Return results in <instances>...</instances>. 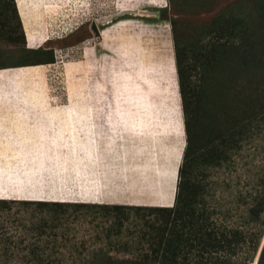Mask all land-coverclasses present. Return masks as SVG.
Wrapping results in <instances>:
<instances>
[{"label": "rangeland", "instance_id": "374dc122", "mask_svg": "<svg viewBox=\"0 0 264 264\" xmlns=\"http://www.w3.org/2000/svg\"><path fill=\"white\" fill-rule=\"evenodd\" d=\"M11 1L0 0V10L9 15L12 26L17 18ZM232 1L213 0L211 11L183 16L190 23H205ZM14 3L28 47L41 46L48 36H67L44 43L53 50L64 48L54 62L0 70L4 74L0 99L19 91L25 101L24 113L9 114L0 105V196L14 195L7 200L170 206L185 137L171 25L157 9L166 6L167 0ZM169 9L165 14L171 16ZM20 32L0 24V64L35 58L23 50ZM8 35L17 39L11 41ZM39 109L69 114L54 116L53 120L63 123L52 127V116L35 115ZM24 132L30 148L20 147L12 153L2 150L17 146L9 140L15 141L14 135ZM261 146L264 141L257 137L244 143L230 162L204 167L203 181L209 177L212 183L208 184L209 205L218 213L216 221L229 228L246 229L249 208L264 195ZM194 172L201 180L202 171ZM11 188L17 189L16 194ZM39 207H24L15 201L0 209V264H89L96 252L109 257V264H155L140 259L141 254L150 253L145 242L137 245L144 222L155 218L146 207L141 214L129 209L121 215L125 222L117 232L108 231L109 223L95 208L80 212L74 221L63 216L52 221L53 212ZM261 213L264 219V208ZM92 216L99 223L91 222ZM105 216L115 218L113 213ZM42 218H46L42 220L46 227L38 235L35 226ZM245 241L233 260L241 261L242 250L249 249V237ZM263 242L264 231L251 264Z\"/></svg>", "mask_w": 264, "mask_h": 264}, {"label": "trees", "instance_id": "16d2710c", "mask_svg": "<svg viewBox=\"0 0 264 264\" xmlns=\"http://www.w3.org/2000/svg\"><path fill=\"white\" fill-rule=\"evenodd\" d=\"M13 2L16 23L11 26L9 15L0 10V24L10 29H21L23 50L35 58H24L14 64H0V68L54 62L53 47L43 45L50 40L65 38L67 33L51 36L36 48L28 47ZM212 7L213 0H167L166 6L157 8L161 18L167 17L171 25L173 60L185 137L175 195L170 206L3 199L13 195L0 196V209L9 207V203L15 201L24 207L35 204L42 206L41 210H51L52 221L61 216L74 221L80 212H89L91 207L98 209L100 216L103 215L101 218L109 223L106 226L108 231L117 232L125 222L121 215L129 213V209L141 214L139 212L146 207L155 218L144 222V228L140 230L141 237L137 245L145 242L150 251L149 254H141V260L148 262L151 259L155 264H251L264 231V219L261 216L264 195L249 208L246 229L229 228L216 221L218 213L207 200L210 193L208 184L212 183L209 177L203 181V176L204 167L216 168L224 162H230L244 143L257 137L264 141V0H233L214 12L205 23H190L183 16L192 11L208 12ZM168 9L172 12L171 16L165 14ZM173 14H176L175 17ZM10 35L9 40L17 39ZM0 101L2 109L9 114L25 111L20 99L17 101L6 96ZM27 134L24 132L18 136L16 133L14 139L18 145L2 150L12 153L13 149L20 147L30 148ZM261 149L264 153V146ZM20 167L23 168V165ZM194 170L202 171L201 180L197 179ZM11 190L16 194L17 189ZM259 196H255V199ZM112 213L114 219L105 216ZM96 218L92 216L90 221L99 223ZM41 221L35 226L38 235L44 233L46 227ZM256 225L258 227L254 228ZM248 237L249 249L242 250V260H233L232 256L241 252ZM108 259L101 252H96L89 264H109ZM47 262L38 264H49ZM256 264H264V242Z\"/></svg>", "mask_w": 264, "mask_h": 264}, {"label": "crops", "instance_id": "0c3cea01", "mask_svg": "<svg viewBox=\"0 0 264 264\" xmlns=\"http://www.w3.org/2000/svg\"><path fill=\"white\" fill-rule=\"evenodd\" d=\"M48 28V27H47ZM48 37H50V36H48ZM26 42H27V40H26ZM37 46H39V44H36V46H32V47H37ZM68 48V47H67ZM63 49L64 48H55L54 50H55V59L57 60L58 59V57H61L62 56V54L61 53H63ZM61 50V53H58V51H60ZM47 64V63H46ZM48 65V64H47ZM31 66H35V65H31ZM36 66H38V65H36ZM25 67H30V66H25ZM6 68V67H5ZM2 69H4V68H0V70H2ZM15 69V68H14ZM44 72H45V70H43ZM175 85L177 86V84H176V81H175ZM176 90H177V87H176ZM168 95V97H170V94L168 93L167 94ZM179 105V104H178ZM40 110V111H39ZM39 110H37V112H39V113H37L36 112V114L35 115H39L40 117H45V118H49L50 116H52V117H54V116H57V117H60V115H61V113L63 112V114H64V116H66V113L67 114H69V112L68 111H62V112H60L58 115H55L54 113H53V111H50V110H48V109H44V110H41V109H39ZM44 111H47V112H45L44 113ZM168 112L169 113H171V108H169L168 109ZM45 120V119H44ZM44 120H41L40 121V125H42V122L44 121ZM57 122V121H56ZM58 123V122H57ZM57 123H55L56 125H57ZM63 123V122H62ZM61 123V124H62ZM50 125H51V122H50ZM59 127H61V125H59ZM61 131V130H60ZM63 131V130H62ZM68 140V139H67ZM9 142H10V144L12 145L13 143H18V141L17 140H15V141H10L9 140ZM13 147L15 146V144L14 145H12ZM181 153V152H180ZM170 171V170H169ZM169 175H171V172L169 173ZM167 179H169V177L167 178ZM168 181V180H167ZM166 184H167V182H166ZM176 184V183H175Z\"/></svg>", "mask_w": 264, "mask_h": 264}, {"label": "bare ground", "instance_id": "6f19581e", "mask_svg": "<svg viewBox=\"0 0 264 264\" xmlns=\"http://www.w3.org/2000/svg\"><path fill=\"white\" fill-rule=\"evenodd\" d=\"M3 75H4V74H0V82L3 81ZM14 79H15V78H14ZM24 91H25V90H24ZM19 94H22V93H19V91H18V92H15V91H14L13 95L11 94V96H12L11 98H13L14 100H17V101H18V99H20V100L23 102L24 106H25V101H24V99L22 98V96H20ZM26 98H27V97H26ZM56 121L59 122V125H62L60 119H58V120H56V119L53 120V117H51V126H52V127H55L54 124L57 123ZM57 124H58V123H57ZM59 125H58V126H59Z\"/></svg>", "mask_w": 264, "mask_h": 264}, {"label": "clouds", "instance_id": "9594fccd", "mask_svg": "<svg viewBox=\"0 0 264 264\" xmlns=\"http://www.w3.org/2000/svg\"><path fill=\"white\" fill-rule=\"evenodd\" d=\"M49 38V37H48ZM38 47V46H37ZM31 48H34V47H31ZM36 48V47H35ZM178 90V89H177ZM182 116V115H181ZM183 124V123H182ZM183 133H184V131H183ZM184 145H185V142H184V144H183V146H182V151H181V156H182V153H183V149H184ZM177 172H178V169H177ZM176 180H177V173H176ZM3 199H7V198H3ZM148 206H152V205H148ZM256 264V263H255Z\"/></svg>", "mask_w": 264, "mask_h": 264}, {"label": "water", "instance_id": "95a60500", "mask_svg": "<svg viewBox=\"0 0 264 264\" xmlns=\"http://www.w3.org/2000/svg\"><path fill=\"white\" fill-rule=\"evenodd\" d=\"M142 12H145V11H142ZM255 263H256V262H255ZM255 263H254V264H255Z\"/></svg>", "mask_w": 264, "mask_h": 264}]
</instances>
